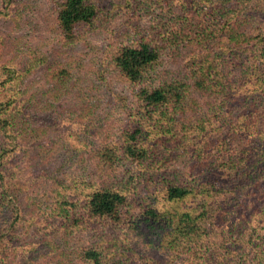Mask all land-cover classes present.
I'll return each mask as SVG.
<instances>
[{
  "label": "trees",
  "instance_id": "trees-1",
  "mask_svg": "<svg viewBox=\"0 0 264 264\" xmlns=\"http://www.w3.org/2000/svg\"><path fill=\"white\" fill-rule=\"evenodd\" d=\"M46 1L0 0V264H160L102 244L125 223L166 232L172 262L264 264V0H150V30L105 51V87L75 58L110 0ZM117 78L124 121L103 136L87 90L101 103ZM89 229L76 252L53 236Z\"/></svg>",
  "mask_w": 264,
  "mask_h": 264
},
{
  "label": "rangeland",
  "instance_id": "rangeland-1",
  "mask_svg": "<svg viewBox=\"0 0 264 264\" xmlns=\"http://www.w3.org/2000/svg\"><path fill=\"white\" fill-rule=\"evenodd\" d=\"M39 5L43 15H46L49 10L48 2L46 0H40ZM259 8H264L263 3ZM103 9L105 10L101 15V21L98 23L99 28L94 32L91 40L85 42L76 50L78 54L75 58L77 63H83L86 75L95 82L94 86L98 87H105L99 80L98 72L101 69H107L106 66L110 62L108 60L109 55L105 53L107 49L111 52L112 46L110 43L119 45L121 43L129 44V42H133L139 35L150 30L156 22V16L161 13L160 9H158L156 5H152L150 0H110L103 6ZM51 54H53V52H51ZM56 57L59 58V61H64L66 55ZM55 61L57 60L55 59ZM54 65H56V63ZM107 74L108 71H106V75ZM36 76L39 79L42 77L39 74ZM114 83L116 87L113 86L115 90L114 93H112L113 99L112 97L103 99L101 103H98L100 100L98 98L99 96L97 94L95 95V91L90 89L87 90L89 95L86 96V99H92L88 104V108L91 107V110H93L91 115L93 118L92 122L107 123L109 125L104 128L108 131H103V136L107 134L111 136L112 133H114L113 130H117L124 121L125 115L118 109L120 104L118 103L119 99L115 98L116 93H118L119 96H128L130 93L129 85L124 79L117 78ZM82 91L83 88L81 90H74L72 101L76 98L78 100L79 96L87 95L86 92L82 94ZM78 101L81 102L80 100ZM95 104L96 106H94ZM201 105L207 109L206 104L202 103ZM100 130L98 126L89 132V134L91 135L97 132V137L95 138L97 139L99 138ZM237 141L240 146L244 145L246 142V140L242 138L237 139ZM131 224L132 223H125L123 225L121 224L119 227L113 226L112 228L103 229L102 235H100L102 236V244L104 242L105 247H111L112 241H116L118 246L116 243L115 246L112 245L115 249L121 247V250H124L122 247L125 245L130 246L137 255H142L145 258H153L160 264H189L188 261L184 263V260L181 259L172 262L171 253L168 248V238L165 234L166 232L149 233L141 228L136 233H132L129 228ZM39 230L38 227H35L33 233L36 236H29V239H39V237L42 236ZM40 231L46 232L43 229ZM48 231L54 232L59 230L48 229ZM53 236L57 238V242L61 243L63 241L65 246H67L66 242L68 241L72 252H76L77 248L93 245L96 240L97 242L100 241L98 237H96L98 239L92 237V229L87 230V232L79 236L74 235L70 237L67 234L62 235L61 232L53 233ZM63 237H65L66 240H63ZM57 262L58 260L56 263ZM67 263L68 260H65L63 264ZM70 264H81L74 253L72 254Z\"/></svg>",
  "mask_w": 264,
  "mask_h": 264
}]
</instances>
